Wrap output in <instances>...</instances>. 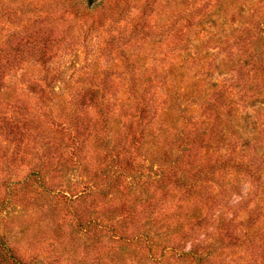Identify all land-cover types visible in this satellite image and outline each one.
I'll return each mask as SVG.
<instances>
[{"label":"trees","instance_id":"trees-1","mask_svg":"<svg viewBox=\"0 0 264 264\" xmlns=\"http://www.w3.org/2000/svg\"><path fill=\"white\" fill-rule=\"evenodd\" d=\"M133 1L0 0V97L10 89L14 75L38 64L43 74L28 90L52 103L59 75L49 64L58 47L66 45L68 38H78L76 32L85 38L127 21L130 34L120 41L138 48L157 29L147 20L151 6L159 1L161 17L175 12L172 22L166 16L159 29L165 48L175 53L193 46L195 31L217 24L210 16L219 14L218 20L229 14L220 23L225 30L217 29L200 46L205 52L216 50L210 82L204 85L208 88L203 90L194 81L191 96L185 98L186 89L181 95L175 84V116L168 113L173 93L166 91L157 129L152 126L156 111L152 101L158 91L155 78L140 72L138 54L128 56L123 50L118 53L128 68L126 96L116 98L105 79L88 82L77 88L71 107L64 106L71 109L69 114H58L50 123L67 139L58 153L61 166L82 164L84 143L93 128L94 136L110 133L114 126L123 129L110 151L115 169L88 172L99 183L89 186L91 190L135 194L137 186L131 181L140 177L141 165L149 161L151 170L156 164L158 178L150 180L145 190L147 198L158 192L160 200L148 199L145 213L159 208L161 230L172 242L175 264H264V1L215 0L210 5V0H152L130 17ZM174 5L175 10L166 12ZM118 42L111 38L110 49ZM48 107L47 116L52 117V106ZM9 109L7 104L0 106V131L10 142L22 141L17 130L22 120ZM92 114L97 118L90 124ZM47 157L55 158L50 153ZM129 210L124 205L119 208L122 213ZM136 220L131 214L124 217V224L134 225ZM141 228L135 227L132 235ZM5 239L0 232V264H25Z\"/></svg>","mask_w":264,"mask_h":264},{"label":"rangeland","instance_id":"rangeland-1","mask_svg":"<svg viewBox=\"0 0 264 264\" xmlns=\"http://www.w3.org/2000/svg\"><path fill=\"white\" fill-rule=\"evenodd\" d=\"M151 1L134 0L130 17H136L141 5L151 4ZM214 3L215 0H210V5ZM162 5L159 1L151 6L154 9L149 11L147 22L157 29L138 48H131L129 42L123 43L131 29L127 21L116 23L115 28L107 25L86 34L85 38L80 32L75 34L78 38H68L66 45L54 51L49 64V68L59 75L53 84L56 95L52 103H45L28 90L29 84L43 74L38 64L25 66L23 71L14 75L10 89L0 97V106L7 104V108L22 120L17 130L23 137L22 141H16L17 137L10 135L15 140L10 142L7 134L0 131V232L5 235L16 257L25 264H175L172 242L168 243L161 230L159 208L151 214L145 213L148 199L154 203L160 200L158 192L147 198L145 190L150 180L158 178L156 164L151 170H148L149 161L141 165L140 177L131 181L137 186L135 194L91 190L89 186L96 183L88 172L98 168L102 174L115 169L109 156L113 142L123 129L114 126L110 133L94 136L96 129L93 128L83 148L86 167L83 162L79 166H61L58 153L67 139L50 123L58 114L64 117L69 114L71 109L65 107H71L77 88L88 82L105 79L111 86L109 92H116V98L126 96L124 84L128 68L119 56L120 50L128 56L138 54L140 72L155 78L158 85L152 101L156 110L153 129H157V122L163 117L160 111L166 91L173 93L168 95L172 100L168 113L175 116V84L181 95L183 88L186 89L185 98L191 96L194 81H198L203 90L208 88L209 85H204L210 82L211 59L216 50L205 52L200 46L217 29H224L220 23L229 14L218 20L216 16L219 14L210 16L217 24H207L195 31L193 46L186 52L175 53L166 49L164 37L163 40L159 37L160 22L166 16L170 18L169 23L172 22L171 16L175 13L169 12L161 17ZM173 9L175 5L166 12ZM242 11L247 13V10ZM238 17L242 19L241 14ZM111 38L119 39L112 49L108 45ZM210 44L206 43L207 46ZM48 106H52V117L47 116ZM75 115L80 117L81 113ZM92 115L90 124L97 118ZM49 153L55 158H48ZM38 180L42 183L39 184ZM136 197L138 202L135 204ZM171 203L172 213L174 201ZM123 205L131 210L122 213L119 208ZM131 214L137 218L135 224H124V217ZM138 226L144 228L133 236L132 231ZM121 236L128 239H120ZM168 239L172 241L173 236Z\"/></svg>","mask_w":264,"mask_h":264}]
</instances>
